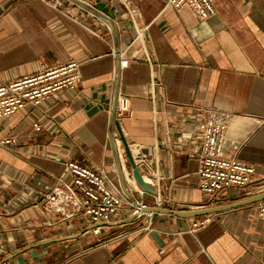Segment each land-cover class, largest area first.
Here are the masks:
<instances>
[{"label": "crops", "instance_id": "obj_1", "mask_svg": "<svg viewBox=\"0 0 264 264\" xmlns=\"http://www.w3.org/2000/svg\"><path fill=\"white\" fill-rule=\"evenodd\" d=\"M99 1L114 18L87 6ZM214 5L202 19L166 0H0L2 80L80 63L73 87L0 118V137H15L0 143V264H264L253 200L264 189L250 192L264 184V0ZM118 92L130 103L119 120ZM208 117L227 124L223 153L255 172L248 188H230L211 206L223 208L190 216L207 207L196 153ZM120 135L130 150L151 148L149 185L161 205L140 195ZM73 158L129 198L172 212H152L154 229L131 233V215L100 221L45 209L40 193L57 178L71 183L63 162Z\"/></svg>", "mask_w": 264, "mask_h": 264}, {"label": "built area", "instance_id": "obj_2", "mask_svg": "<svg viewBox=\"0 0 264 264\" xmlns=\"http://www.w3.org/2000/svg\"><path fill=\"white\" fill-rule=\"evenodd\" d=\"M58 4H61L59 1ZM166 4L178 9L188 5L196 16L205 19L215 13L214 0H166ZM128 60L121 61L127 65ZM80 63L75 59L42 65L40 69L24 76L5 81L0 78V118L12 115L24 106L38 107L43 100L55 95L62 89L73 87L80 79ZM114 118L124 117L130 111L129 97L121 92L116 95ZM227 124L225 120L208 117L202 125L200 146L196 153L198 158L197 185L205 198V206H212L219 201L225 191L230 188L245 190L251 183L255 172L253 164L245 163L236 156L223 153ZM34 131L41 129L39 121H33ZM15 142V137H0V143ZM130 148V147H129ZM136 168L143 180L153 184V174L148 155L151 148L134 144L130 150ZM71 178L65 183L57 178L49 191L40 193L41 203L45 209L63 218H75L83 215L88 220L105 221L121 215H131L133 225L131 233H147L153 227V213L145 211V203L141 199L129 198L124 191L111 184L108 177L99 169L87 165L76 158L63 162ZM264 184L250 189L251 193H260ZM141 196L148 191L140 188ZM156 204L161 201L152 193ZM256 213L264 222V199L256 203ZM208 217L192 222L190 230L206 223ZM94 231H97L95 229Z\"/></svg>", "mask_w": 264, "mask_h": 264}, {"label": "water", "instance_id": "obj_3", "mask_svg": "<svg viewBox=\"0 0 264 264\" xmlns=\"http://www.w3.org/2000/svg\"><path fill=\"white\" fill-rule=\"evenodd\" d=\"M82 2V1H81ZM79 2V3H81ZM86 4V3H85ZM87 6L93 10V12L96 11V8L101 10L103 12V16L106 17V18H114L113 17V13L111 10H109V8L107 7V5L103 2H96L94 5H89L87 4ZM102 16V17H103ZM115 124L117 125L118 127V121L116 120L115 121ZM120 140H121V144H122V147L124 149V153L126 155V158H127V162L130 166V174L133 175L134 179L136 180L137 184L144 190L150 192V193H155V189H153L148 183H146L142 176L139 174L137 168H136V165H135V162L133 161V158H132V155H131V152H130V148L127 144V142L125 141V139L120 135ZM127 193H129L128 191H125ZM264 198V193L263 195H260V196H257L256 198H254L253 200L254 201H260V200H263ZM132 199V198H131ZM220 208H223V207H220ZM220 208H217V207H211V206H207L205 207V209H200V210H192L191 212H187V215H195V214H206V213H209V212H213V211H218L220 210ZM145 211H150V212H162V211H165V212H172L171 210L169 209H166V208H158V207H155V206H145L144 208Z\"/></svg>", "mask_w": 264, "mask_h": 264}]
</instances>
